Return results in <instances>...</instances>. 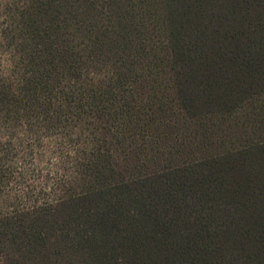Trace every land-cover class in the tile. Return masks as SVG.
I'll list each match as a JSON object with an SVG mask.
<instances>
[{"label":"trees","instance_id":"trees-1","mask_svg":"<svg viewBox=\"0 0 264 264\" xmlns=\"http://www.w3.org/2000/svg\"><path fill=\"white\" fill-rule=\"evenodd\" d=\"M0 264H264V0H0Z\"/></svg>","mask_w":264,"mask_h":264},{"label":"rangeland","instance_id":"rangeland-1","mask_svg":"<svg viewBox=\"0 0 264 264\" xmlns=\"http://www.w3.org/2000/svg\"><path fill=\"white\" fill-rule=\"evenodd\" d=\"M48 145H45L42 150H46V154L42 153L43 157L40 158L39 162V178L43 177L46 181L52 182L51 179L56 177V174L59 172L58 168L60 165H56L54 158L56 155L54 148H51Z\"/></svg>","mask_w":264,"mask_h":264}]
</instances>
